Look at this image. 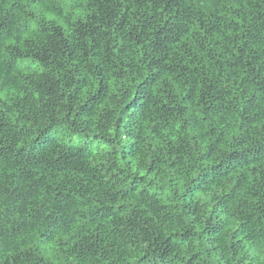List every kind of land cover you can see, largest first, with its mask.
Instances as JSON below:
<instances>
[{"label": "trees", "instance_id": "1", "mask_svg": "<svg viewBox=\"0 0 264 264\" xmlns=\"http://www.w3.org/2000/svg\"><path fill=\"white\" fill-rule=\"evenodd\" d=\"M0 264H264V0H0Z\"/></svg>", "mask_w": 264, "mask_h": 264}]
</instances>
